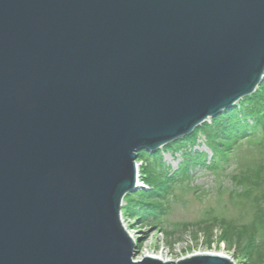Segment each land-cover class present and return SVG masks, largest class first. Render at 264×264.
<instances>
[{
  "label": "water",
  "instance_id": "obj_1",
  "mask_svg": "<svg viewBox=\"0 0 264 264\" xmlns=\"http://www.w3.org/2000/svg\"><path fill=\"white\" fill-rule=\"evenodd\" d=\"M263 79L264 0H0V264H171L134 261L136 160Z\"/></svg>",
  "mask_w": 264,
  "mask_h": 264
},
{
  "label": "rangeland",
  "instance_id": "obj_2",
  "mask_svg": "<svg viewBox=\"0 0 264 264\" xmlns=\"http://www.w3.org/2000/svg\"><path fill=\"white\" fill-rule=\"evenodd\" d=\"M226 112L247 132L227 136L226 147L215 145L224 148L223 157L210 150L209 135L201 131L186 151L160 149L136 160L144 188L123 199L121 218L135 239V261L144 254L175 261L201 253L222 254L235 264H264V79ZM218 134L210 138L223 140ZM154 158L169 180L150 172ZM191 159L196 168L183 169Z\"/></svg>",
  "mask_w": 264,
  "mask_h": 264
},
{
  "label": "trees",
  "instance_id": "obj_3",
  "mask_svg": "<svg viewBox=\"0 0 264 264\" xmlns=\"http://www.w3.org/2000/svg\"><path fill=\"white\" fill-rule=\"evenodd\" d=\"M250 108V107H249ZM261 108H262V106L258 109V110H256L257 111V113L259 112V111H261ZM264 115L262 114V117H263ZM221 119V120H220ZM244 120V119H243ZM213 121V123L211 124V125H206V127L204 128H202V129H200V130H197L196 132H194V134L193 135H190V137H186V138H184L183 139V141L184 140H188V142L186 143V144H183L182 142H180V141H182V140H179V144L177 143H175V144H173V145H171V146H175L174 148H177V149H179V150H184V151H186V150H188L189 148H192V146L198 141V138H199V133L202 131L203 133H207L209 136H208V141H209V148L211 149H213V151L215 150V152H216V154H219V155H221L222 156V154L224 153L223 152V150H224V148H222V149H218L215 145L216 144H221L223 147H226L227 145H228V139H227V136H229V135H231V134H235V136H237L238 134H241V132L240 131H242L243 133H245V131L247 132V130H246V128L244 127V125L243 126H240V124H241V121H238V119L237 118H232L230 115H229V113H227L226 112V114L224 115H219L217 118H215V119H213L212 120ZM263 121V123H264V120H262ZM239 127V128H238ZM237 129V131H235V133L233 132V129ZM214 133H219L218 135H219V137H222L223 138V140H221L220 138L218 139V140H216V139H212V138H210V136L212 135V134H214ZM198 135V136H197ZM220 141V142H219ZM223 152V153H222ZM144 155H148V154H150V153H147V152H142ZM157 154V153H156ZM156 154H155V157H157L156 156ZM140 156V155H139ZM223 157V156H222ZM156 166L155 167H153V165H151L150 164V172L151 173H154L155 175H157V176H159L160 175V177L163 179H168L169 180V177L167 178V174L168 173H165L163 170H164V168L163 167H161V166H159V165H157V164H159V163H157L156 161H157V158H154L153 160H151ZM192 161H193V163H192ZM162 163V162H161ZM190 163H192V164H189L188 162H183L182 164L183 165H185L184 167H183V169H187V168H189L191 171H192V169L194 170L196 167V163H197V161H196V159H191V162ZM182 165V166H183ZM181 167V165L179 166V168ZM158 168H160V169H158ZM182 169V170H183ZM189 175L187 174V177H188Z\"/></svg>",
  "mask_w": 264,
  "mask_h": 264
},
{
  "label": "bare ground",
  "instance_id": "obj_4",
  "mask_svg": "<svg viewBox=\"0 0 264 264\" xmlns=\"http://www.w3.org/2000/svg\"><path fill=\"white\" fill-rule=\"evenodd\" d=\"M223 114V113H222ZM218 117V116H217ZM217 117H215V118H217ZM215 118H211V119H208V120H206L205 122H203L202 124H199L197 127H195L194 128V130H193V133L192 134H190V135H193L194 134V132H196L197 130H200V129H202L203 127L205 128L206 127V125H211L212 123H213V119H215ZM190 135L188 134V136H186V137H190ZM186 137H183V138H181V139H184V138H186ZM179 141H174L173 143H171V144H168L167 146L166 145H163V146H161L160 148H158L157 150H154V151H152L153 153L155 152L156 153V151H158V150H160V151H162V152H170L172 149H174V150H176L177 148H174L175 146H171V145H173V144H177ZM179 144V143H178ZM211 150V149H210ZM147 153H151V152H147ZM182 157H185V155H183ZM136 170H137V184H140L141 185V176L139 175V172H140V167H139V165L136 163ZM140 178V179H139ZM168 178V177H167ZM164 179V178H163ZM140 181V182H139ZM143 185V184H142ZM144 186V185H143ZM128 195H130V194H128ZM128 195H126V196H128ZM123 203H124V201H123ZM121 218H122V212H121ZM122 223H123V220H122ZM125 228V227H124ZM126 229V228H125ZM126 231H127V229H126ZM131 237V236H130ZM131 239L133 240V242L135 243V239L133 238V237H131ZM197 255H203V254H201V253H195V254H192V255H189V256H187V257H190V256H197ZM211 255H217V256H223V257H227V256H225V255H222V254H211ZM144 256L145 257H154V258H156V259H158L159 261H161V262H163V263H171V264H175V262H178V261H180V260H182V259H184V258H180V259H178V260H171L170 258H166L163 254L162 255H149V256H146L145 254H144ZM141 257H143V256H141ZM139 258V259H141V260H143L144 258ZM187 257H185V258H187ZM227 258H229V257H227ZM135 259V258H134ZM138 259V260H139ZM230 259V258H229ZM138 260H136V261H138ZM135 261V260H134ZM235 264V263H234Z\"/></svg>",
  "mask_w": 264,
  "mask_h": 264
}]
</instances>
